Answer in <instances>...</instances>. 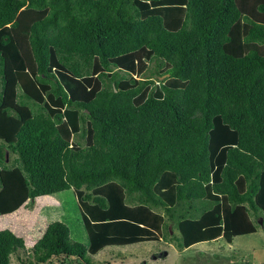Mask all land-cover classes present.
Returning a JSON list of instances; mask_svg holds the SVG:
<instances>
[{
  "label": "trees",
  "instance_id": "1",
  "mask_svg": "<svg viewBox=\"0 0 264 264\" xmlns=\"http://www.w3.org/2000/svg\"><path fill=\"white\" fill-rule=\"evenodd\" d=\"M70 188L87 243L0 264L264 230V0H0V215Z\"/></svg>",
  "mask_w": 264,
  "mask_h": 264
},
{
  "label": "rangeland",
  "instance_id": "2",
  "mask_svg": "<svg viewBox=\"0 0 264 264\" xmlns=\"http://www.w3.org/2000/svg\"><path fill=\"white\" fill-rule=\"evenodd\" d=\"M152 69L153 64L149 63L147 73ZM56 220L68 226L72 239L87 243L80 202L74 188L36 197L27 206L22 205L13 212L0 215V230H11L24 239L26 248H30L45 227ZM168 229H174L173 222L169 220ZM162 233L166 239L171 237V233L168 234L164 229L160 235ZM26 255L25 251L19 250L12 254V263L24 264ZM89 259L91 264H264V230L258 223L255 233L233 237L230 243L221 237L185 249L177 248L174 242L169 244L163 240L108 245L90 255ZM59 260L56 258L54 262ZM64 264L85 263L74 259Z\"/></svg>",
  "mask_w": 264,
  "mask_h": 264
},
{
  "label": "crops",
  "instance_id": "3",
  "mask_svg": "<svg viewBox=\"0 0 264 264\" xmlns=\"http://www.w3.org/2000/svg\"><path fill=\"white\" fill-rule=\"evenodd\" d=\"M255 233V232H254ZM219 238H221V237H219ZM219 238H217V239H219ZM216 239V240H217ZM214 241V240H213ZM201 243H203V242H199V243H195V244H193V245H196V244H201ZM230 243V242H229ZM192 246V245H191Z\"/></svg>",
  "mask_w": 264,
  "mask_h": 264
}]
</instances>
